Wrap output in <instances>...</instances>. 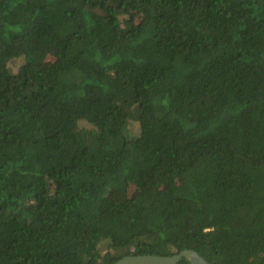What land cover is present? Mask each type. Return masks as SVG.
<instances>
[{"label":"trees","instance_id":"trees-1","mask_svg":"<svg viewBox=\"0 0 264 264\" xmlns=\"http://www.w3.org/2000/svg\"><path fill=\"white\" fill-rule=\"evenodd\" d=\"M184 249L264 264V0H0V264Z\"/></svg>","mask_w":264,"mask_h":264},{"label":"water","instance_id":"water-1","mask_svg":"<svg viewBox=\"0 0 264 264\" xmlns=\"http://www.w3.org/2000/svg\"><path fill=\"white\" fill-rule=\"evenodd\" d=\"M182 258H187L190 264H217L206 260L195 249H184L171 255L160 254H133L126 255L116 261L106 263H90V264H179Z\"/></svg>","mask_w":264,"mask_h":264},{"label":"rangeland","instance_id":"rangeland-1","mask_svg":"<svg viewBox=\"0 0 264 264\" xmlns=\"http://www.w3.org/2000/svg\"><path fill=\"white\" fill-rule=\"evenodd\" d=\"M52 61V59H48L47 60V62H51ZM19 64H20V59H17V60H11L10 62H9V65H10V67H11V69L15 72L17 69H18V66H19ZM175 172V171H174ZM169 173H171V172H169ZM169 173L167 174V179L170 181L171 180V175H169ZM57 175V174H56ZM166 178H165V180H166ZM163 177L162 176H160V175H156L155 176V179L154 180H151V182H152V184L153 185H158L159 183L160 184H162L163 183ZM170 182H173V181H170ZM132 185L133 184H131V186H130V190H129V195L131 196V197H135V196H137V195H139V193H141V191L140 192H138L137 194H134V191L136 192L137 190H138V188L137 187H132ZM131 187H132V189H131ZM147 187H152V185H147ZM133 189H134V191H133ZM139 190H140V188H139Z\"/></svg>","mask_w":264,"mask_h":264}]
</instances>
